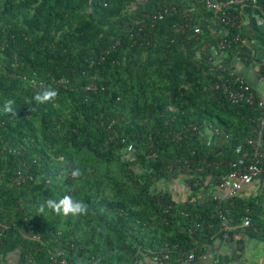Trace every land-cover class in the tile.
<instances>
[{"label":"trees","instance_id":"trees-1","mask_svg":"<svg viewBox=\"0 0 264 264\" xmlns=\"http://www.w3.org/2000/svg\"><path fill=\"white\" fill-rule=\"evenodd\" d=\"M238 34L264 40L216 25L200 0H0V225L8 228L0 251H20V264H54L57 252L66 264H176L181 252L223 242L217 202L196 192L204 178L214 188L234 170L264 116L212 89L218 68L207 61ZM242 49L225 50L227 68L237 70L238 54L246 63ZM41 83L58 89L54 101L32 100ZM9 98L15 113L3 111ZM61 154L84 175L65 176ZM183 178L181 202L169 187ZM247 190L222 205L231 224L251 221L231 240L264 243V196ZM65 194L87 214L39 211Z\"/></svg>","mask_w":264,"mask_h":264},{"label":"built area","instance_id":"built-area-1","mask_svg":"<svg viewBox=\"0 0 264 264\" xmlns=\"http://www.w3.org/2000/svg\"><path fill=\"white\" fill-rule=\"evenodd\" d=\"M200 1L203 2L205 7L214 14L215 24L219 26L227 25V27L229 26L230 28L238 30H242L243 28L249 30L250 22L247 15H249L250 18L251 16H257L260 19H264V0ZM171 10L174 11L175 9L172 8ZM232 12H234V14ZM167 14L168 9L165 7L163 11L159 13L158 18L163 19ZM136 24L140 25V21H137ZM256 42H258V40H243L241 35L238 34L230 40L222 41L218 45L214 55L207 62L214 64L218 68L212 88L213 90L222 92L227 100L235 105L245 103L247 105L258 107L264 111V92L255 89L243 77L238 75L235 71L227 68L221 58L225 50L230 49L233 44L242 43V53L245 55V61H255L258 56V50L251 44H255ZM245 47H251L252 51L250 56L246 52ZM237 57H240L239 54ZM220 58L221 60H219ZM257 80L259 83L264 84V73L260 70L257 73ZM32 84L35 85V81H32ZM41 86L45 87V83H41ZM185 137V134L176 133L174 135V138L178 143H181ZM122 143H125V141L122 140ZM246 143L250 145L251 150L240 157L237 163H231V165L235 167L234 170L225 175L214 188L212 187L211 196L209 197H212L214 201L217 202L214 217H218L221 220L223 231L225 233L223 243H227L229 240L231 241L232 232L248 228L251 224L249 218H246L244 223L240 226L231 224L232 220L224 214L222 205L230 203L235 197L240 196L251 185L261 182V177L264 176V116L254 128V136L246 139ZM126 151L128 153L133 151V146L128 145ZM239 152L240 150L237 149L236 153L238 154ZM180 171L190 172L191 168L187 165L185 168L181 167ZM16 183L19 184L20 179H18ZM209 198L207 200H209ZM7 229L6 226L0 225V245L6 237ZM53 256L55 258L54 264L67 263L66 260L59 259L62 256L61 252L53 253ZM212 256L213 252L203 251V249L198 251L181 252L178 255L176 264H201L210 260ZM25 264L34 263L30 259Z\"/></svg>","mask_w":264,"mask_h":264},{"label":"crops","instance_id":"crops-1","mask_svg":"<svg viewBox=\"0 0 264 264\" xmlns=\"http://www.w3.org/2000/svg\"><path fill=\"white\" fill-rule=\"evenodd\" d=\"M256 15V14H255ZM249 17V29L253 30L254 32L260 33V35L264 38V19H260L259 17L255 16L250 18ZM253 47H256L258 50V58L255 61V72L256 74L260 70L262 64H264V40H258L255 44H251ZM239 59V58H237ZM234 59V66L237 68L239 64L243 67H249V64L252 61H246V63L240 62L239 60ZM237 74L242 76L250 85H252L257 90L264 92V84L258 82L257 77L255 81H250L249 76L246 72H241L239 69L235 70ZM185 182V181H184ZM188 184V182H185ZM184 196L179 201H186L189 195L186 197L187 191H183L180 189ZM188 190V189H186ZM250 238L245 234H239L234 237L231 242L223 243V242H216L214 246L210 247L207 251L213 252V256L210 260L201 263V264H264V243L256 240L251 239V242L248 243L250 245L249 252L246 251L245 247V238ZM240 241L243 243L240 244ZM257 244V245H256ZM252 249H256V252L252 251ZM216 252V253H215ZM257 253V254H256ZM21 261V253L20 251H14L7 255L3 254L0 251V264H20Z\"/></svg>","mask_w":264,"mask_h":264},{"label":"clouds","instance_id":"clouds-1","mask_svg":"<svg viewBox=\"0 0 264 264\" xmlns=\"http://www.w3.org/2000/svg\"><path fill=\"white\" fill-rule=\"evenodd\" d=\"M59 95L58 89L49 85L43 87L35 93L32 97L37 104H46L54 101ZM16 101L13 98L5 100L3 104V111L5 113H15ZM55 162L62 167L65 176H71L73 180H78L84 175V170L79 166L77 161L76 165L70 168L64 167L66 160L63 155H59L55 158ZM50 210L57 215H86L88 211V205L82 201L74 199L72 195L65 194L62 197L48 198L39 205V211L43 213L45 210Z\"/></svg>","mask_w":264,"mask_h":264},{"label":"rangeland","instance_id":"rangeland-1","mask_svg":"<svg viewBox=\"0 0 264 264\" xmlns=\"http://www.w3.org/2000/svg\"><path fill=\"white\" fill-rule=\"evenodd\" d=\"M258 57H256L255 61L257 60ZM252 62L249 64V67H243L241 64H239L237 66V69H239L241 72H246L249 76V80L250 81H255L256 80V77H257V74L255 72V61L254 60H251ZM213 138V134L212 132L210 131H207L206 132V135L204 136V139L206 141H210L211 139ZM185 178L187 179V176H185ZM186 179H182V185L181 184H178L176 186V184H172L169 188H171L170 190L173 191V195L174 197L177 199V200H180L182 199L184 196L182 195L183 193L181 192L180 189H183V191L186 190V186L187 184L184 182ZM210 179V177H207V178H204V186L200 188L199 191H197V197H198V200L199 201H203V200H207L210 196H211V190H212V187H207L206 186V182H208L207 180ZM210 181V180H209ZM174 186V187H172ZM168 188V189H169ZM251 189V190H250ZM249 190L250 191H246V193H249L250 196H253V195H263L264 196V184L262 185L261 182H257L255 183L254 185H252V187L250 188ZM187 193V192H186ZM189 194H186L185 196L187 197ZM210 199V198H209ZM245 241V247H246V251L245 252H249L250 250V245H248L249 242H251V239L250 238H245L244 239ZM257 245V244H256ZM252 251L256 252V249H252ZM257 254V253H256Z\"/></svg>","mask_w":264,"mask_h":264}]
</instances>
